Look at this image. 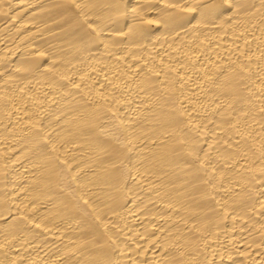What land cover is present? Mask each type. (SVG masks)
<instances>
[{
	"label": "bare ground",
	"instance_id": "6f19581e",
	"mask_svg": "<svg viewBox=\"0 0 264 264\" xmlns=\"http://www.w3.org/2000/svg\"><path fill=\"white\" fill-rule=\"evenodd\" d=\"M0 264H264V0H0Z\"/></svg>",
	"mask_w": 264,
	"mask_h": 264
}]
</instances>
